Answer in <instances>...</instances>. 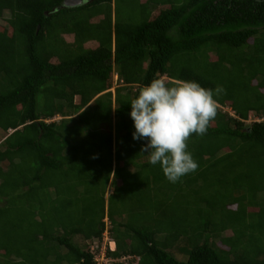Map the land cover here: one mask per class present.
<instances>
[{
  "label": "trees",
  "instance_id": "trees-1",
  "mask_svg": "<svg viewBox=\"0 0 264 264\" xmlns=\"http://www.w3.org/2000/svg\"><path fill=\"white\" fill-rule=\"evenodd\" d=\"M62 1L0 0V264H96L73 236L100 240L104 218L114 260L264 264V0H126L114 16L117 0ZM162 76L223 89L206 134L188 141L199 167L176 183L132 136L131 100ZM90 157L106 159L121 222L103 204L44 209L68 192L51 175L81 176Z\"/></svg>",
  "mask_w": 264,
  "mask_h": 264
},
{
  "label": "clouds",
  "instance_id": "clouds-1",
  "mask_svg": "<svg viewBox=\"0 0 264 264\" xmlns=\"http://www.w3.org/2000/svg\"><path fill=\"white\" fill-rule=\"evenodd\" d=\"M82 1L81 4L87 2ZM222 91V86L213 90L203 88L195 81L170 84L165 77H158L141 87L131 100L130 117L135 128L133 139L146 141L141 153H148L149 164L160 165L168 182L176 183L198 169V162L188 151V141L193 134H206L210 122L217 115L215 97ZM95 240L99 242L98 238ZM107 242H113L114 251L115 242Z\"/></svg>",
  "mask_w": 264,
  "mask_h": 264
},
{
  "label": "rangeland",
  "instance_id": "rangeland-1",
  "mask_svg": "<svg viewBox=\"0 0 264 264\" xmlns=\"http://www.w3.org/2000/svg\"><path fill=\"white\" fill-rule=\"evenodd\" d=\"M133 1L132 6L134 9H138L137 5H135L137 3L138 0H130ZM121 2H127L126 0H117L116 4L115 2L113 3V9H112V13L114 16V12H116V9L119 10L121 12ZM140 2H143L142 0H140ZM140 2L138 1V4H140ZM129 3V2H128ZM139 10V9H138ZM127 12H129V10H127ZM133 12L134 16H133V20H139L141 19L142 16H136V15H140L141 13L147 14L148 12L145 10L143 11H131ZM5 15L7 16V13H5ZM100 17H96L93 19L94 22H96ZM0 24L2 25L3 23L0 22ZM64 40L68 43H71L73 41L72 36L70 35H65L63 36ZM95 44L94 42H89L85 45V48H94ZM211 60L214 59L213 56H210ZM165 77V76H162ZM167 81H169V79L167 77H165ZM117 76L112 75L111 79H110V84L114 87L111 88V91H114V88L116 86V84H118L119 82H116L117 80ZM119 86V84L117 85ZM135 90V87H132V91ZM75 102H78V98H75ZM223 111H231L229 108H224ZM59 117H56L54 120H58ZM255 119L254 115H251V117L248 119V121L246 123H250ZM113 124V123H112ZM112 130L111 128H108L107 126H102L100 131H104V132H108ZM4 134L0 132V143L2 142L3 138H4ZM81 137H84V135H82ZM92 140V139H90ZM92 142V141H91ZM93 156L95 157L96 155H98V153L96 152H92ZM100 156V154H99ZM86 163L90 164L89 169H87L85 171V174H82L81 176H78L77 172L71 173L69 174V177H63L60 174H53L51 175V179L53 180L54 184L59 183L62 186L67 185V189L68 192L66 191L65 193H62L60 196H56L53 197V199L51 200H47V202L44 204V209L49 213L50 211H53L54 208L59 207L61 205V202H65L66 200H70L72 202V209L71 211H73V217L77 216V212L78 211H82L85 206L90 205V206H94L95 208L100 209V207H104L105 212L107 211L108 207H111L112 210L114 212H116V216L118 218L117 221L121 222V193L116 194L115 196H110V193L113 192L112 189L114 190V182L112 177L109 178L108 176V172H107V162L106 159L104 158L103 160L100 161V164L97 165V162H95V160L90 157L89 159H87L85 161ZM4 167V165H3ZM108 179V181H107ZM107 182V183H106ZM217 187H215L216 189ZM112 194V193H111ZM104 202V203H103ZM62 206V205H61ZM236 207L235 205L230 206L231 210H234ZM46 213V212H45ZM130 219V217H129ZM128 220V218H127ZM104 224L106 226H108V231L111 229V225L109 224V221L107 218H104ZM72 223H75V219H72L71 221ZM133 226H137L138 223H132ZM121 232V229H119V231H117V234H119ZM229 234V232H226V235ZM121 236V234H120ZM108 238H109V233H108ZM73 240L74 242L81 247L82 249L86 250L87 248H89V250L91 249V247H97L98 245V249L97 251H99L100 247H106V249H103L106 258L109 257L108 253L109 250L107 248V241H104L102 239L99 240V242L95 241V239H91V240H84L80 235L77 236H73ZM109 240V239H108ZM97 242V243H96ZM217 242V241H215ZM97 244V245H96ZM218 246L222 247L221 245H219V243H217ZM175 248L174 249H170L174 252L175 256L179 259V260H184L187 258L186 254H180V250L183 249V245L184 242L182 243H177L175 244ZM112 257V256H111ZM113 258V257H112ZM121 261H122V257H121ZM122 264L123 261L121 262ZM126 263H134L133 262V258L131 257L130 262H126ZM111 264V263H110ZM135 264V263H134Z\"/></svg>",
  "mask_w": 264,
  "mask_h": 264
},
{
  "label": "built area",
  "instance_id": "built-area-1",
  "mask_svg": "<svg viewBox=\"0 0 264 264\" xmlns=\"http://www.w3.org/2000/svg\"><path fill=\"white\" fill-rule=\"evenodd\" d=\"M229 112V114L231 115V116H233V114H232V112L231 111H228ZM107 235H108V233H107V230L102 234V240H104V241H107L108 239H107ZM95 241H97V240H95ZM98 242V241H97ZM96 242V243H97ZM97 245V244H96ZM111 245H114V244H112L111 242H107V248H108V250H110V251H112L113 249H114V247L113 246H111ZM100 248H102V249H100L99 251H97V249H98V245H97V247H91V249H90V253L93 255V259H94V262L96 263V264H110V263H114L115 261H117V260H114V259H111V258H106V255H105V253H104V251H103V249H106V247H100ZM131 260V257L130 256H126V257H122V261H123V263L124 264H128V263H126V262H129ZM120 261H121V259H120ZM121 261V262H122Z\"/></svg>",
  "mask_w": 264,
  "mask_h": 264
},
{
  "label": "water",
  "instance_id": "water-1",
  "mask_svg": "<svg viewBox=\"0 0 264 264\" xmlns=\"http://www.w3.org/2000/svg\"><path fill=\"white\" fill-rule=\"evenodd\" d=\"M82 2V0H63L62 5L64 7H73L76 5H80Z\"/></svg>",
  "mask_w": 264,
  "mask_h": 264
},
{
  "label": "crops",
  "instance_id": "crops-1",
  "mask_svg": "<svg viewBox=\"0 0 264 264\" xmlns=\"http://www.w3.org/2000/svg\"><path fill=\"white\" fill-rule=\"evenodd\" d=\"M112 92H113V90H112ZM75 101V100H74ZM60 118V117H59ZM13 131H9V133H12ZM5 136H7V134L5 135ZM4 139V138H3ZM112 191H113V189H112ZM112 193V192H111ZM110 193V194H111ZM110 225H111V223H109ZM105 228L107 229V233H109V231H108V226H106L105 225ZM107 237H108V235H107ZM109 240H111V241H114L110 236H109V238H108ZM113 243V242H112ZM60 254H65V252H64V250H62L61 251V253ZM109 257L108 258H111V259H113L110 255H108ZM120 260V258L119 259H117V261H119ZM66 264V263H65ZM134 264V263H133Z\"/></svg>",
  "mask_w": 264,
  "mask_h": 264
}]
</instances>
